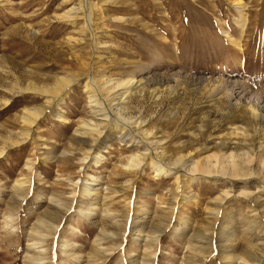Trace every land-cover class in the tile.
Returning <instances> with one entry per match:
<instances>
[{"label":"rangeland","instance_id":"obj_1","mask_svg":"<svg viewBox=\"0 0 264 264\" xmlns=\"http://www.w3.org/2000/svg\"><path fill=\"white\" fill-rule=\"evenodd\" d=\"M88 2L86 27L78 0H0V264L35 241L43 264H264V0ZM230 152L241 180L172 164Z\"/></svg>","mask_w":264,"mask_h":264},{"label":"bare ground","instance_id":"obj_2","mask_svg":"<svg viewBox=\"0 0 264 264\" xmlns=\"http://www.w3.org/2000/svg\"><path fill=\"white\" fill-rule=\"evenodd\" d=\"M64 1H67V2H69V3H71L73 0H64ZM237 1V0H236ZM78 5L79 6H71V7H69L68 8V10H66L65 11V14L67 15V16H72V14L74 13L75 14V12H77L76 11V9H84L83 10V12H84V18H85V21H86V27L88 26H90L89 25V22L91 21V12H90V9H91V7H90V5H89V2H88V0H78ZM237 7H238V9H240V10H242L241 8H242V3H240V2H237ZM79 11V10H78ZM82 15V14H81ZM241 16V24L240 25H242V26H244V23H245V16L243 15V14H241L240 15ZM70 18V17H69ZM83 27H85V25H83ZM91 28V27H90ZM83 29H85V28H83ZM85 30H87V29H85ZM84 30V31H85ZM68 74V73H67ZM70 78H72V76H61L58 80H57V82H56V87L55 88H53V89H45V90H43V91H47V92H49V93H56V91L59 89V88H61L65 83H67L68 81H69V79ZM114 82H116V84L115 85H122V83L123 84H130V83H133V80L132 79H128L127 81H123V82H119V81H114ZM109 83V82H108ZM114 84V83H113ZM112 84V85H113ZM33 86V85H32ZM123 86V85H122ZM64 87V86H63ZM26 88H29V87H26ZM103 90H105V89H107L105 86H102L101 87ZM98 89V88H97ZM28 90V89H27ZM34 90V89H33ZM96 94H95V91L92 89V90H90V97H91V99H90V101H91V105L93 106V108H94V110L95 109H98V110H102L103 111V108L100 106V104H99V102L97 101V97L95 96ZM107 104V103H106ZM92 108V107H91ZM93 110V111H94ZM99 111V112H100ZM102 111H101V113H102ZM26 114L22 117V119H23V121L25 122V123H27V124H33L35 121H36V117L42 112L41 110H38V109H33L32 111L30 110H26ZM97 112V111H96ZM100 114V113H99ZM107 114V113H106ZM41 115V114H40ZM104 116V115H103ZM24 128V127H23ZM124 129V128H123ZM31 130V129H30ZM125 130V129H124ZM23 131H24V136L25 137H27V136H29L28 134H29V129H27V128H24L23 129ZM97 131V125L96 124H94V123H87V122H85V123H83V121L79 124V126H77L75 129H74V131H73V133H72V137H71V139H72V141H74V142H81V143H83V142H87V139H83V136H86V137H88V135L89 136H91V135H93L95 132ZM120 132V131H119ZM121 133V132H120ZM123 133V132H122ZM97 133H95V135H96ZM145 134V133H144ZM122 136V135H121ZM95 137V136H94ZM91 139V138H90ZM89 141V140H88ZM92 141H93V139H92ZM83 145V144H82ZM86 145V144H85ZM88 145V144H87ZM92 146H94L93 144H91V145H89L88 146V148H87V150L89 151V149L91 148V149H93L92 148ZM143 146V145H142ZM144 149V148H143ZM88 151H86V153L88 154V153H90V152H88ZM4 152H5V150L4 149H0V157L1 156H3L4 155ZM65 151H63L62 153H64ZM81 153H82V151H81ZM84 155V154H83ZM84 156H86V155H84ZM191 156V155H190ZM86 157H88V156H86ZM211 157H213L215 160H216V163H214V164H212L211 162H209L208 161V159L207 160H203V159H200V160H197V161H195V162H191V159L189 158V155H179V156H177L176 158H174V160L172 161V164L173 165H181V166H184L185 168H187V170H188V172L190 171V172H194V171H198L199 173H201L203 176H205V177H209V176H214L215 174H217V175H222V176H224V177H226V175H227V178L229 177V179H236V180H241V178H242V176L244 177V176H246L248 173L247 172H245L246 170L244 169V168H242L241 166H240V164L237 162V159H236V156H235V154L233 153V152H230V153H228V154H221V155H218V154H212L211 155ZM211 157H209V158H211ZM87 158H85V160H86ZM95 159V158H94ZM96 159L98 160V159H100V155H97L96 156ZM261 159V158H260ZM96 160V161H97ZM141 162H142V160L140 159V155L139 154H136V155H132L131 156V158H130V160H129V163H128V165L129 166H131V167H140V165H141ZM261 162L262 163H264V159H262L261 160ZM155 163V162H154ZM156 164V163H155ZM155 164H153V165H155ZM149 165V164H148ZM152 165V164H151ZM163 165V164H162ZM161 164H156L155 165V169L158 171V173H160V172H163V173H169V174H171L172 175V173L174 174V171H171V170H167V169H165L163 166H162ZM165 165V164H164ZM264 165V164H263ZM170 166V165H169ZM153 167V166H152ZM179 167V166H178ZM176 170V169H175ZM177 172H178V170H177ZM157 173V172H156ZM178 174V173H177ZM176 174V175H177ZM156 175V174H155ZM165 175V174H164ZM218 176V177H219ZM221 176V177H222ZM250 176V175H249ZM177 177V176H176ZM194 179V178H193ZM228 179V180H229ZM17 184H18V186H19V189H20V187L22 186V185H24L23 184V182H24V180H23V178H20V179H18L17 181ZM190 183V182H189ZM232 186V185H231ZM95 190V189H94ZM94 190H92V188L87 184V182H86V184L83 186V189H82V192H81V195H84V194H86V196L87 197H90L91 196V194H92V192L91 191H94ZM84 192V193H83ZM225 194H224V196L222 197V198H219V201L220 200H222L223 198H225L226 196H228V193H226V192H224ZM247 193V192H246ZM250 194V193H249ZM244 195V194H243ZM50 197H52V196H50ZM64 197V196H63ZM66 197V196H65ZM69 198V197H68ZM70 199V198H69ZM68 199V200H69ZM90 199V198H89ZM54 200H56V199H54ZM54 200H52V201H54ZM64 200V199H63ZM224 200V199H223ZM51 201V202H52ZM218 201V202H219ZM55 202V201H54ZM106 202V201H105ZM221 202V201H220ZM72 199H71V201H69V202H62V203H59V201H58V205L59 206H62V208L60 209V210H63L64 212H67L69 209H70V207H71V205H72ZM49 204H51V203H49ZM88 208H86V210L83 212L84 213V215H86V216H89L90 215V209L92 210V205H93V203H92V201H89L88 203ZM54 206V205H53ZM51 207V206H50ZM53 208V207H52ZM94 208V207H93ZM78 209V208H77ZM83 209V208H82ZM105 209V208H104ZM52 210V209H51ZM50 210V211H51ZM79 211H81V209H78ZM62 212V211H61ZM52 213V212H51ZM56 213H58V212H56ZM63 213V212H62ZM59 214V213H58ZM106 214V213H105ZM212 214H213V220H211V221H215L216 222V218L218 217V216H216L217 214H219L218 212H217V210H215V209H213V211H212ZM62 215V214H61ZM60 215V216H61ZM109 215V214H108ZM56 217H57V215H56ZM112 217V216H111ZM42 219V218H41ZM61 220V219H60ZM47 221V220H46ZM45 221V222H46ZM218 221V220H217ZM39 222V221H38ZM44 222V221H43ZM118 222H119V220H118ZM114 223V222H113ZM49 224H51V223H48V225ZM57 224V223H56ZM48 225H46V226H48ZM53 225H55V224H53ZM117 225V224H116ZM51 226V225H50ZM57 226V225H56ZM221 226H222V224H221ZM37 227V226H36ZM36 227L34 228V230H37L36 229ZM51 227H53V226H51ZM55 227V226H54ZM38 228V227H37ZM40 229V228H39ZM220 229H222V228H220ZM32 230V229H31ZM34 230H33V232H34ZM177 230V229H176ZM39 231V230H38ZM37 231V232H38ZM41 231H42V229H41ZM30 232H32V231H30ZM36 232V231H35ZM34 232V233H35ZM115 232V231H114ZM221 232V231H220ZM42 233H44V232H42ZM49 233V232H48ZM46 234V233H45ZM110 234V233H109ZM37 235H38V233H37ZM40 235H42V234H40ZM102 238V237H101ZM101 238H97V240H95L96 241V243H97V246L99 245V242L101 241ZM96 239V238H95ZM36 242V241H35ZM35 242H33L32 243V246L30 247V253H29V256H27V258H28V260H29V264H43V262H44V259H45V257H44V252H43V250L42 249H39V246H37L36 244L37 243H35ZM64 243V242H63ZM67 243V242H66ZM264 243V242H263ZM101 244V243H100ZM63 245H65V244H63ZM68 246V245H67ZM261 247V246H260ZM76 248V247H75ZM96 248V247H95ZM72 250V249H71ZM66 251V250H65ZM64 252V251H63ZM28 253V252H27ZM65 253V252H64ZM75 253V252H74ZM264 253V252H263ZM256 254V253H255ZM253 255V254H252ZM73 256V255H72ZM81 257V256H80ZM253 258H254V256H253ZM254 259H256L257 260V256H255V258ZM259 259V258H258ZM260 260V259H259ZM258 260V261H259ZM63 262V261H62Z\"/></svg>","mask_w":264,"mask_h":264}]
</instances>
